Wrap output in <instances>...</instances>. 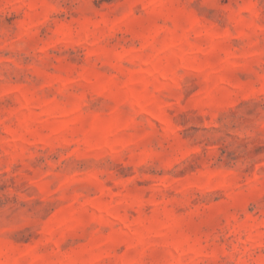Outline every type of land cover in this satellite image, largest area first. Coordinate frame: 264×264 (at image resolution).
I'll use <instances>...</instances> for the list:
<instances>
[{
    "label": "rangeland",
    "instance_id": "rangeland-1",
    "mask_svg": "<svg viewBox=\"0 0 264 264\" xmlns=\"http://www.w3.org/2000/svg\"><path fill=\"white\" fill-rule=\"evenodd\" d=\"M0 264H264V0H0Z\"/></svg>",
    "mask_w": 264,
    "mask_h": 264
}]
</instances>
